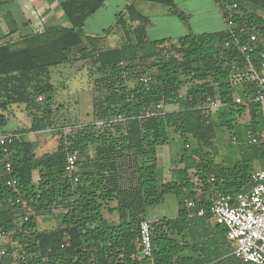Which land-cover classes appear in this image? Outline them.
Returning a JSON list of instances; mask_svg holds the SVG:
<instances>
[{"label": "trees", "instance_id": "16d2710c", "mask_svg": "<svg viewBox=\"0 0 264 264\" xmlns=\"http://www.w3.org/2000/svg\"><path fill=\"white\" fill-rule=\"evenodd\" d=\"M0 1V6L7 2ZM136 1L166 6L181 21L188 18L178 11L177 0H133L117 16L126 44L107 49L103 37L83 34L85 22L105 0H66L60 6L68 27H49L0 45V123L7 122L4 112L13 105L31 119L30 128L12 131L18 137L13 145L0 147V233L6 235L0 250H7L0 264H195L197 257L205 264H250L233 255L227 228L212 226L210 196L214 190L234 195L250 187L259 171L256 163L264 162V143H252L264 133V106L255 100L262 87L243 78L248 61L239 51L256 35L252 62L262 70L264 0H213L225 29L155 41L148 38L150 20ZM77 52L81 60L92 58L100 75L95 121L71 134L60 133L57 148L38 156L35 144L20 134L53 130L50 118L58 91L53 69L70 65ZM143 79L149 80L147 85ZM207 97L223 107L204 109ZM170 105L178 110L168 111ZM215 114L222 123H216ZM245 117L248 122L242 123ZM217 125L230 132L232 141L247 137L241 159L218 164L217 151H205L214 146ZM171 129L185 149L190 140L197 148L163 175L159 148L170 142ZM73 153L79 158L71 175L66 166ZM7 161L18 180L16 188L7 186ZM195 178L203 184L200 192L194 190ZM168 194L184 197L178 217L151 223L152 255L144 257L140 225L147 221V210ZM192 197L196 203L188 209ZM201 209L205 215L199 217ZM56 210L59 226L40 231L38 217ZM107 210L118 214V222L107 220ZM209 230L213 239L207 238Z\"/></svg>", "mask_w": 264, "mask_h": 264}, {"label": "rangeland", "instance_id": "374dc122", "mask_svg": "<svg viewBox=\"0 0 264 264\" xmlns=\"http://www.w3.org/2000/svg\"><path fill=\"white\" fill-rule=\"evenodd\" d=\"M114 2V0H112ZM199 5V9L193 13L190 19L184 23L186 26L189 25L191 32L193 33H207L214 32L225 28V20L222 18L219 7L216 9L211 0H196L195 3ZM156 5V4H154ZM0 7L1 9L11 10L20 14L28 8L25 0L19 2H5ZM162 9L167 8L166 6L160 5ZM17 14V15H19ZM21 15V14H20ZM30 17L34 20L37 19L36 14H31ZM178 18V17H177ZM179 19V18H178ZM180 20V19H179ZM184 22V21H182ZM189 22V24H188ZM36 24V23H35ZM36 25H33L35 27ZM31 31L20 28V31L16 33V36H24L30 34ZM75 58L79 61L80 55L78 52L73 53ZM83 62L78 64L72 62L70 66H67L66 70L57 72L61 69H53V83L57 85L58 91L53 101V114L50 118L53 123V130H47L40 133L42 138L36 140V144H43L44 148L41 150V154L46 152H52L55 150L59 143L60 133L71 134L72 131L78 129L81 125L91 124L95 121L94 117V99L97 96V83L96 80L100 78L97 73V68L94 65L93 59H83ZM63 68V67H62ZM62 74V75H60ZM59 75V76H58ZM186 89L182 90L184 95ZM42 101V98L39 99ZM171 109V108H169ZM217 113V112H216ZM218 114H215V118ZM18 125L21 127L30 126L31 119L26 116L25 113L17 114ZM221 118H217L216 123H222ZM248 121V117H245L242 123ZM2 126V125H1ZM36 135V134H35ZM38 136V135H36ZM41 137V136H40ZM216 139L214 146L211 149H205L210 151L212 154L217 151L215 159L221 163L225 161V165L231 164L238 158H240V147L244 143H248V139L245 136H237L238 142H233L230 137V132L226 128L216 127ZM35 141V140H34ZM189 148L185 149L184 142L180 137L171 129L170 130V142L159 148V168L160 174H165L166 171L173 166L176 161L183 154H191L193 150L197 148V143L194 140H190ZM38 147V145H37ZM39 149L37 152L39 154ZM90 151L91 157L94 156V148ZM186 165V164H184ZM81 173V169H78ZM184 197H177L174 194H168L165 196L164 201L155 207H151L147 211V219L152 221H158L162 218L174 219L178 216L180 208V200ZM117 204L113 203L110 206L115 207ZM60 212L59 210L54 211L53 214H45L38 217V229L40 231L52 230L59 226L60 221L55 217V214ZM107 220L111 222H118L119 216L117 213L112 214L109 210L104 212ZM27 217L30 214L26 215ZM9 242V239L6 240Z\"/></svg>", "mask_w": 264, "mask_h": 264}, {"label": "crops", "instance_id": "0c3cea01", "mask_svg": "<svg viewBox=\"0 0 264 264\" xmlns=\"http://www.w3.org/2000/svg\"><path fill=\"white\" fill-rule=\"evenodd\" d=\"M19 1H22V0H12V2H19ZM63 1H66V0H25L26 4H28V8L27 9L24 8V10L20 12L21 15L11 10L1 9L2 7H0V45L6 42L19 41V39L23 36L17 37L16 33L20 31L21 27H23L24 29L28 31H31V33H38V32L40 33L49 27H68L69 23L65 19L63 11L60 6V3ZM132 1L133 0H114L113 2L112 0H105L103 6L85 22V25L83 27V34L87 37H92V38L103 37L104 45L106 46L107 49H116L126 44L127 40H126L125 34L122 28L117 26V16L120 13H126V8L131 4ZM195 1L196 0H177L176 1V6H177L178 11L184 13L188 17V20L193 15V13H195V11L199 9V5L197 4V2L195 3ZM211 1L214 4V7L218 9L217 8L218 6L213 2V0ZM8 2H11V1H8ZM134 4L136 8L138 9V11L142 13L144 16L148 17L150 20V23L147 26V35L150 40L155 41V40H162V39H177L179 37H182L188 34H197V33L191 32L192 30L189 27V25L186 26L184 24L187 22L186 21L182 22L181 20H179L175 15H173L170 12L169 8L162 9L159 7L160 6L159 4L154 5V3L143 2V1H136ZM218 10L223 18V14L220 8ZM31 14L32 15L36 14L37 19L36 20L32 19L30 17ZM139 24L140 23L138 22L134 23L132 24V27L135 28ZM33 25H36V26L33 27ZM221 30H217V31H221ZM108 32L109 34H106ZM80 58H81V55L79 59ZM79 62H83V61L82 60L76 61L75 64L76 63L78 64ZM67 66H70V65H67ZM67 66H63V68L61 67V69L57 72L66 70ZM18 107L19 106L17 105H13L11 107H8L7 112H4L5 116L7 117V122L2 126L0 123V136L7 132H12L16 130L20 131L22 128H30V126L21 127L18 125V122H16L18 121L17 114L23 113L22 107L21 108L20 107L18 108ZM222 107H223V104H222ZM222 107H220L218 110H220ZM166 109L168 111H176L178 110V105H170ZM2 113L3 112L0 111V115ZM241 130H244V129H241ZM40 133L42 132H39V133L29 132L25 134H20V138H22L25 141H31L35 144V152L37 153L38 156L42 155L41 150L44 148L43 144H36L37 143L36 140H39L42 138V135H39ZM35 134L38 136H36ZM233 142H238V139L233 138ZM37 148H40L39 154L37 152ZM239 159H241V154H240V158H238L237 160ZM215 161L218 164H222L223 162L224 163L226 162V159L225 161L221 163H219L216 159ZM179 167L183 168L184 164L180 165ZM255 168L256 170H259V171L262 170L263 162L256 163ZM35 177H37V173H35ZM162 219H159V220H162ZM147 221L150 223L156 222V221L151 222L148 219ZM212 226H215L214 222H212ZM209 231L210 233L207 231L205 232L206 235H208L207 238L213 239L214 235L213 233H211V230ZM191 254H194L197 257V253L192 252ZM199 254H201V251L198 252V255ZM227 257L225 256L224 259H226ZM195 264H205V262L202 260V258L197 257V259L195 260Z\"/></svg>", "mask_w": 264, "mask_h": 264}, {"label": "built area", "instance_id": "2783aa9c", "mask_svg": "<svg viewBox=\"0 0 264 264\" xmlns=\"http://www.w3.org/2000/svg\"><path fill=\"white\" fill-rule=\"evenodd\" d=\"M229 25H232L229 22ZM258 37L250 35L248 41L239 45V51L248 61L247 71L243 78L250 79L257 82L261 88L255 98L264 106V53L261 54L262 70H257L252 62V55L256 51V42ZM148 79H143L145 85L148 84ZM237 103H242V98H237ZM222 107V103L212 97H207L203 103V108L211 111H216ZM162 108L161 105L158 106ZM18 137L12 133L7 132L0 136V147L13 145ZM254 144L264 143V133L259 138H253ZM78 153H73L67 158L66 171L69 174L77 172ZM5 169L9 175L6 181L7 186L16 188L18 180L14 176V169L11 162L7 161ZM78 179L75 178V181ZM210 182L214 183L215 178H210ZM252 185L245 188L234 195L224 194L218 190H214L210 196L211 207L210 213L212 215V222L215 225H222L227 228L226 238L233 246L235 255L244 263L250 264H264V162L262 170L254 173L251 178ZM194 190L200 192L202 182L199 178L193 180ZM195 198L192 197L187 201V208L191 209L195 206ZM205 215V210L201 209L198 216ZM28 217H25V221ZM142 255L144 257H151L152 255V229L151 223L144 221L140 225ZM6 239V235L0 233V241ZM7 250H0V259L6 256Z\"/></svg>", "mask_w": 264, "mask_h": 264}, {"label": "water", "instance_id": "95a60500", "mask_svg": "<svg viewBox=\"0 0 264 264\" xmlns=\"http://www.w3.org/2000/svg\"><path fill=\"white\" fill-rule=\"evenodd\" d=\"M8 1H12V0H7V2H8ZM0 2H3V1H0Z\"/></svg>", "mask_w": 264, "mask_h": 264}]
</instances>
